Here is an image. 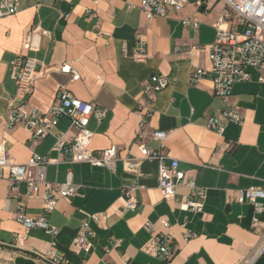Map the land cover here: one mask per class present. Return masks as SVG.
I'll return each mask as SVG.
<instances>
[{
	"label": "crops",
	"instance_id": "obj_1",
	"mask_svg": "<svg viewBox=\"0 0 264 264\" xmlns=\"http://www.w3.org/2000/svg\"><path fill=\"white\" fill-rule=\"evenodd\" d=\"M140 0H18L16 14L0 19V145L12 163L24 165L33 153L50 160L46 181L61 184L71 173L77 187L70 199L57 197V206L48 221L59 230L56 237L32 229L23 242V253L45 254L55 249L74 264H264V213L258 215L260 227L253 230L254 207L239 202V191L251 186L264 187V83L258 71L250 81L233 87L231 101L242 109L243 124H227L223 134L206 128L207 118L224 107L212 91V81L204 77L190 81L197 69L210 68L208 45L215 39L214 24L224 5L214 0H186L180 12L148 21L138 8ZM196 17L200 24L184 25L182 19ZM46 32V33H44ZM136 32L147 43V59H134ZM30 39L31 49L23 45ZM34 58L45 71L29 93L18 91L11 78V62L18 56ZM67 65L79 78L60 68ZM163 75L168 86L154 95L151 103L142 96L146 82ZM65 88L82 101L106 110L102 120L91 117V150L99 152L116 146L119 161L114 170L74 163L66 151L54 149L56 138L71 141L75 130L62 119L50 136L32 142L22 127L7 128L10 108L28 104L48 111L58 91ZM148 105V106H147ZM149 107L153 117L148 130L167 132L162 152L165 163L171 158L195 184L206 191L201 212L181 208L189 188L181 185L171 200H164L158 188V161L140 165L136 178L124 170L123 159L141 156L137 136L138 108ZM146 146L156 150L158 143L148 137ZM138 185V209H125L122 188ZM43 187L40 189L42 193ZM8 198L6 180H0V264H16L23 258L15 245V234L23 227L15 220L17 204L26 214L42 213L39 196L28 198L20 184ZM264 205V200L262 201ZM88 214H105L98 225L91 224L92 249L76 253L72 242ZM167 220L176 249L168 261L143 252L151 238L144 228L152 222L156 233ZM190 231L196 237L185 240ZM23 255V254H22ZM26 260V259H25Z\"/></svg>",
	"mask_w": 264,
	"mask_h": 264
},
{
	"label": "built area",
	"instance_id": "obj_2",
	"mask_svg": "<svg viewBox=\"0 0 264 264\" xmlns=\"http://www.w3.org/2000/svg\"><path fill=\"white\" fill-rule=\"evenodd\" d=\"M224 5L214 24L215 39L208 45L210 68L208 70L197 69L191 73L190 81L198 82L204 77L212 81L213 95L224 103L223 109L214 116L207 118L206 128L223 134L227 124H243L242 109L237 103L231 101L233 87L237 83L251 80V71H258V82L264 83V0H214ZM186 0H140L138 8L143 12L148 21L156 17H167L171 11L180 12L184 8ZM18 0H0V19L16 14ZM184 25H193L197 28L200 21L196 17L182 19ZM46 33V32H44ZM25 50L31 49L30 39L23 45ZM134 59L142 63L147 59V43L140 32H136L134 39ZM38 61L34 58L18 55L11 62V78L15 81L18 91L29 93L34 82L45 73L38 69ZM63 73H71L73 80L79 78L77 72L71 67L64 65L60 68ZM168 86V80L163 75H154L146 82L142 89V96L148 103L154 95ZM148 106V105H147ZM140 106L137 114L140 117L137 145L141 156L139 158L128 157L123 159L124 170L136 178L141 176L140 165L144 161H158V188L164 200H171L176 195L177 187L183 185L189 188L190 193L185 198L181 208L193 213L202 210L206 191L198 187L195 182L188 178L180 168V162L171 158L169 164L165 163L166 156L162 152L167 132L153 130L149 132L148 125L153 117L152 110ZM106 116V110L100 109L93 102H86L75 97L65 88H61L54 103L46 112L28 104L14 105L10 108L7 128L12 130L18 127L30 132L32 142L43 140L51 135L53 129L60 120L68 119L75 135L71 141H67L64 135L56 138L54 149L66 151L70 160L74 163H87L92 166L104 167L114 170L115 163L119 161L118 149L111 146L105 150L95 152L91 150L93 132L88 128L91 117L102 120ZM150 137L158 143L156 150H149L146 140ZM50 160L33 153L24 165L14 164L10 161L5 146L0 145V180L5 179L7 184L8 198L13 197L20 184L26 186L28 198L40 195L42 201V213L38 217H30L26 214L25 206L19 202L14 213L15 220L23 227L24 232L15 234V247L26 260L35 264H74L55 249V242L45 254L23 253V242L27 239L32 229H38L46 234L56 237L59 230L49 224L48 218L57 206V197L64 199L72 198L77 187L71 179V173L61 184H51L46 181V169ZM43 187L42 193L40 189ZM138 185L122 188V197L125 201V209L135 212L139 206L137 198ZM239 202L247 201L252 204L255 217L252 228L258 231L260 222L258 215L264 213V187L251 186L239 191ZM106 219L105 214H88L81 223L76 237L72 242L76 253L88 254L92 249L91 238L94 229L91 224L98 225ZM163 231L156 233V227L152 222H146L144 228L151 234L150 240L143 247V252L161 261L170 260L175 254L174 238L169 232L170 225L167 220L161 221ZM264 228V227H263ZM196 237V234L186 231L185 240ZM264 248V242L262 244ZM23 254V255H22ZM253 259L246 260L241 264H251Z\"/></svg>",
	"mask_w": 264,
	"mask_h": 264
},
{
	"label": "water",
	"instance_id": "obj_3",
	"mask_svg": "<svg viewBox=\"0 0 264 264\" xmlns=\"http://www.w3.org/2000/svg\"><path fill=\"white\" fill-rule=\"evenodd\" d=\"M16 264H35V263L29 260L19 258L16 260Z\"/></svg>",
	"mask_w": 264,
	"mask_h": 264
}]
</instances>
